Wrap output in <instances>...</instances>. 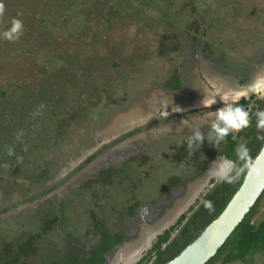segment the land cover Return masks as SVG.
Masks as SVG:
<instances>
[{"label": "rangeland", "instance_id": "1", "mask_svg": "<svg viewBox=\"0 0 264 264\" xmlns=\"http://www.w3.org/2000/svg\"><path fill=\"white\" fill-rule=\"evenodd\" d=\"M10 1L11 8L16 7L0 14V33L10 27L12 14L26 13L34 19L16 17L26 27L23 25L15 40L0 35V88L17 84L32 92L42 80L48 85L50 74L64 70L72 75L70 82L61 79L51 86L53 96L62 89L61 97L56 98L62 106L59 119L45 126L47 118L42 117V135L37 132L33 136L25 170L31 176V170L41 163L38 175L43 177L42 185L52 184L56 174L59 180L65 179L61 187L47 195L59 199L98 173L117 170L118 190L115 193L113 188L95 186L96 207L91 211L111 229L124 234L122 247L109 264H134L150 248L156 234L175 224L193 200L201 203L213 187L211 181H218L210 172L224 158L206 156L211 143L210 123L215 118L206 109L225 102L219 93L207 108L201 101L216 89L246 87L250 82L246 86L234 84L237 73L244 72L246 65L255 66L250 71L252 81L264 76V0H95L96 13H92L90 0H73L69 9L62 3L60 11L43 2L38 4V0ZM166 10L173 15L170 20L174 24L169 27L162 17ZM36 16L43 32L40 38H36L37 27L28 26ZM106 17L112 18L111 25L104 23ZM186 19L196 22L192 32L181 28ZM191 36L202 44L192 45ZM203 44L210 46L208 55ZM66 59L72 64H64ZM172 73L184 80L174 91L163 85ZM12 91V104L17 107L18 96L24 92ZM252 96L250 93L249 98ZM82 110L86 117L81 124ZM73 112L78 117L75 126L70 121ZM194 126H199L204 137L198 147L187 142ZM223 145L222 141L218 146L221 149ZM131 166L136 169L127 168ZM174 177L183 187L177 186L169 194L163 192L166 182ZM28 181L34 179L30 177L9 192L5 184H0V235L11 238L32 232L29 225L36 219L33 210L42 200L34 207L31 202L20 203L22 187ZM112 200L115 214L103 207ZM132 200L145 204L146 211L131 221L118 220L122 214L119 210ZM8 206L14 208L2 213ZM60 206L66 212V226L55 227L48 238L64 248L75 242L73 238L82 240L86 232H91L92 221L86 216L89 210L81 196ZM154 207L161 209L153 212ZM258 208L256 218L261 219L264 196ZM177 232L178 226L174 234ZM41 256L39 253L37 259Z\"/></svg>", "mask_w": 264, "mask_h": 264}, {"label": "trees", "instance_id": "2", "mask_svg": "<svg viewBox=\"0 0 264 264\" xmlns=\"http://www.w3.org/2000/svg\"><path fill=\"white\" fill-rule=\"evenodd\" d=\"M72 1L73 0H40L39 2L38 0L37 3L43 2V4L47 6L52 5L60 11L62 10V3L66 4V9H69L70 3L73 4ZM136 1L139 2V0ZM76 2L77 0H75V3ZM10 3V0H0V6H2L0 7V14L10 11ZM90 3L94 6L95 0H90ZM14 7L16 6H12V8ZM12 8L11 10H13ZM91 9L92 13H96L95 6ZM190 9L192 13H196L195 7H191ZM12 16L34 19L26 13H22L21 16L12 14ZM172 16L171 10H166L162 14L164 18L163 22L166 24L169 23L167 27L174 24V21L172 23L170 20L173 18ZM36 19H38L37 16L34 22H30L28 26H32L33 28L37 27L39 32L36 38H40L43 32ZM39 20L41 22L43 19L41 18ZM26 22H29V20ZM104 23L111 25L113 23L112 18L106 17ZM195 23L194 20L189 21L186 19L183 21L181 28L192 32ZM24 27H26V25H24ZM191 41H193L192 45L196 44V47L202 44V42L200 44V41L195 40V36H191L189 42L191 43ZM203 45V51L206 53V50H209L210 46L208 47L207 44ZM175 46L177 47L176 44ZM175 49L176 48H173L172 50L175 51ZM2 51L3 49L0 50L1 53H3ZM206 55H208V53H206ZM63 61L64 64L67 62L72 64L73 62L70 59ZM247 66L249 65H246V67ZM64 72V70H61L58 74L48 75V85L46 84V80H44L45 82L42 80L40 87L34 89L32 92H29L25 85L8 84V86L0 88V184H5L6 190L9 192L14 186H20L21 182L27 179L29 180L30 177H32L34 181H28V184L22 187L24 193L21 194L23 199L20 203L29 204V202H31L32 204L29 205L34 207L36 201L42 200L38 202L41 204H38L33 210V215L36 219H34L35 222L29 225V229H31L32 232L18 233L11 238L0 235V264H106L108 255L124 240V234L122 232L111 229L109 227L111 225L108 226L106 221L97 218L91 211L93 207H96L94 204L95 196L92 192L95 186H97V189L113 188L115 193L118 190L119 184L116 183L119 174L117 170L109 168L98 173L93 178H89L90 180H88L85 185L82 184L79 186L80 188L75 189L74 192L70 191V193L63 195L61 199L56 198V196L47 197V195L50 193L52 194L56 189L61 187L65 179L59 180V176L56 174L52 184L48 185V183L52 182L50 181L42 185L40 183L43 177L41 178V176L38 175L39 171L42 170L41 163L31 170V176H28L25 170L28 162L24 163V161L32 148L33 136L37 132H41L40 134L42 135V127L44 126L43 122H41L42 119L47 118L45 126H48V123H55L59 119V110L62 106H60L61 104L57 99L61 97L60 95L62 94L60 91L62 89L59 90L56 96L52 95L50 89L52 84L59 83L60 81L62 82L61 79H65L66 81L64 82H70L68 80L72 75L70 76ZM80 72H85V70H80ZM182 82L184 84L181 75L172 73L163 85L166 89L174 91L182 87ZM12 89L24 92L18 96V101L16 102L17 107L12 104L13 100L11 97L14 95ZM231 104L234 107L243 105L245 110H247L248 105H251L249 109V126L240 129L234 136L230 134L226 137L223 140L224 145L221 149L219 146H221L222 141L217 145H215V143H210L206 149V156L211 157L213 155H220L224 159L228 158L233 160L238 167L243 168V162L237 160L235 148L238 144L243 143L249 149L250 157L255 158L258 154L264 141L257 138L258 133L264 135V131L260 132V130L256 128V117L254 113L256 110L264 109V98L252 96L248 98L247 101L245 98H242L239 102ZM226 106L227 104H220L217 107L204 109L207 111H214L217 108ZM85 113L86 112L82 110L81 124L85 121ZM76 115V112H73L70 116L72 126H75L74 123L78 118ZM39 119L40 121L37 122ZM203 163H206V161ZM203 163L198 164L200 165L199 168H201ZM127 168H129V170L136 169L133 166ZM245 172L246 169L241 171L231 182L221 180L217 182L211 181L213 187L204 196L201 203H196L195 206L189 207L187 212L183 213L175 224L157 234L150 248L135 264H165L177 256L187 245L196 239L211 221L218 217L230 198L239 188ZM135 173L136 171H131V174L134 175ZM232 174L234 175L235 173ZM3 175L7 176V179H3ZM48 177V174L44 175L46 180ZM181 184L182 182L178 177L170 178L162 188V191L165 193L170 192ZM45 187H47V189H45ZM124 190L125 189H122V191ZM121 193L123 194V192ZM79 196L83 198V203L86 205L85 207H87V210H89L86 212V216L89 217V221H92V231L86 232L82 240H77L76 237L73 238L75 242L67 244L64 248L55 245L49 240V234L54 231L55 227L61 225L66 226L67 223L66 212L62 210L63 207L60 206V203L66 206L69 203H73V200ZM263 196L264 191L242 221L225 240L224 244L217 250L216 254L205 264H264V215L261 219L256 218L259 210L258 207L260 206ZM115 198L119 199L118 196ZM131 203H134V206H131ZM206 203L209 206H206ZM129 204L125 203L126 207L119 210L122 214L117 216L118 220L125 219L127 213L133 216L135 211L134 207L138 204V200H132ZM103 207L111 208L112 211H109L110 213L115 214L114 212H116L115 200L111 202L106 201V203H103ZM13 208L12 206L3 208L2 213ZM34 224L36 227H34ZM177 226L178 232L174 234V230ZM173 234L174 236H172ZM39 253H41L42 256L37 259Z\"/></svg>", "mask_w": 264, "mask_h": 264}, {"label": "clouds", "instance_id": "3", "mask_svg": "<svg viewBox=\"0 0 264 264\" xmlns=\"http://www.w3.org/2000/svg\"><path fill=\"white\" fill-rule=\"evenodd\" d=\"M22 28V21L13 17L10 27L5 29L0 35L7 40H15L17 38L16 34L20 32ZM253 68H255V66ZM218 93L221 94V101L225 102L227 106L217 108L215 110V118L210 123L211 132L208 139L209 142L215 143V145L223 141L230 134L249 126V109L251 105H248L247 110H245L243 105L234 107L231 101H239L241 97L245 98L247 101L250 93L254 94L257 98H264V76L256 77L246 87H240L239 89H228L225 91L216 89L209 97L202 99V105L204 107L211 106L216 102V94ZM254 115L256 117V128L260 130V132L264 131V109L256 110ZM198 129L199 126H194L193 134L188 136L187 142L189 145L198 147L203 142L204 137ZM257 138L264 140V135L258 133ZM260 151L264 152V146L261 147ZM235 153L237 160L243 162V168L238 167L233 160L225 158L218 164L215 170H211L210 174L218 180L228 182L235 179L244 169L247 170V175L254 179H259L261 176H264V166L258 163L260 159L259 155L256 158L250 157L249 149L243 143L237 145ZM232 173L235 174L233 175ZM206 206L209 205L206 203Z\"/></svg>", "mask_w": 264, "mask_h": 264}, {"label": "water", "instance_id": "4", "mask_svg": "<svg viewBox=\"0 0 264 264\" xmlns=\"http://www.w3.org/2000/svg\"><path fill=\"white\" fill-rule=\"evenodd\" d=\"M262 146H264V141ZM260 150L255 158L259 155L258 163L264 166V152ZM263 191L264 176L254 179L247 175L246 170L242 183L218 217L211 221L192 243L165 264H205L224 244ZM115 251L108 255L106 264H109V259Z\"/></svg>", "mask_w": 264, "mask_h": 264}, {"label": "flooded vegetation", "instance_id": "5", "mask_svg": "<svg viewBox=\"0 0 264 264\" xmlns=\"http://www.w3.org/2000/svg\"><path fill=\"white\" fill-rule=\"evenodd\" d=\"M252 66H247L245 69V71L244 72H241V73H237V75H236V77H235V79H234V84H238V85H244V84H248L249 82H252V72H250L251 70H252ZM253 70H255V68H253ZM244 86H246V85H244ZM236 102H239V101H236ZM231 103H234V102H231ZM221 104H226V103H221ZM220 104H216V105H214V106H211V107H209V108H212V107H217V106H219ZM207 108V107H206ZM201 109V108H200ZM204 109V108H203ZM209 114H211L212 116H214L215 115V110L213 111H209ZM210 168V167H209ZM207 175V174H206ZM183 187V184H182V186L181 185H179L178 186V188H182ZM172 191L173 190H171V192H167L168 194L169 193H172ZM165 201V200H164ZM166 201H167V199H166ZM165 203V205H167V202H164ZM196 203H200L199 201H196V199L195 200H193V204H192V206H195V204ZM160 204V203H159ZM145 205V204H144ZM143 205V203L142 202H139L138 201V204L137 205H135V211H134V214H133V216H130V214L129 213H127V215H126V219L127 220H129V221H131V220H134L135 218H137V216H140V213H142V212H145L146 211V207L147 206H144ZM131 206H134V203L133 204H131ZM191 207V206H190ZM133 208V209H134ZM189 208V207H188ZM159 209H161L160 207H154V209L152 210L153 212L155 211V212H158V211H160ZM188 210V209H187ZM187 210H186V212H187ZM147 212H149V210L147 211ZM185 213V212H184ZM153 217H156V214H153ZM159 234V233H158ZM157 235V234H156ZM155 235V236H156ZM122 243H123V241H121L117 246H116V248H115V250H118V247L120 248V247H122L121 245H122ZM114 250V251H115ZM116 252V251H115ZM145 254V253H144ZM106 263H107V260H106ZM136 263V262H135ZM134 263V264H135Z\"/></svg>", "mask_w": 264, "mask_h": 264}]
</instances>
